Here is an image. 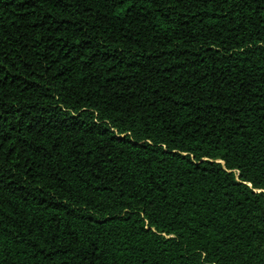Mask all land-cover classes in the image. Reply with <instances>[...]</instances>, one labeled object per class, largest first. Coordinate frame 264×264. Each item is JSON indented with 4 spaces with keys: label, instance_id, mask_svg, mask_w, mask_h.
I'll return each instance as SVG.
<instances>
[{
    "label": "trees",
    "instance_id": "trees-1",
    "mask_svg": "<svg viewBox=\"0 0 264 264\" xmlns=\"http://www.w3.org/2000/svg\"><path fill=\"white\" fill-rule=\"evenodd\" d=\"M0 264H264V0H0Z\"/></svg>",
    "mask_w": 264,
    "mask_h": 264
}]
</instances>
